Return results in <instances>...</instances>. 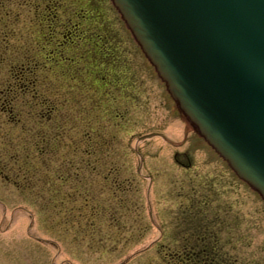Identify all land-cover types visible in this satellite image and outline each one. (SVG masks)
Listing matches in <instances>:
<instances>
[{"label": "rangeland", "instance_id": "374dc122", "mask_svg": "<svg viewBox=\"0 0 264 264\" xmlns=\"http://www.w3.org/2000/svg\"><path fill=\"white\" fill-rule=\"evenodd\" d=\"M56 124L80 149L104 134L102 170L55 169L61 140L23 150ZM188 241L215 264H264V202L184 120L109 0H0V264H178Z\"/></svg>", "mask_w": 264, "mask_h": 264}, {"label": "water", "instance_id": "95a60500", "mask_svg": "<svg viewBox=\"0 0 264 264\" xmlns=\"http://www.w3.org/2000/svg\"><path fill=\"white\" fill-rule=\"evenodd\" d=\"M160 2L166 27L155 0L127 8L147 53L191 126L264 198V36L251 26L264 28V0Z\"/></svg>", "mask_w": 264, "mask_h": 264}, {"label": "trees", "instance_id": "16d2710c", "mask_svg": "<svg viewBox=\"0 0 264 264\" xmlns=\"http://www.w3.org/2000/svg\"><path fill=\"white\" fill-rule=\"evenodd\" d=\"M33 64V63H32ZM31 65V63H27V64H22L19 69H27L29 66ZM34 65V64H33ZM16 83H11L9 85H6L5 86V90L3 91V93L5 92V94L8 92V90H11L16 87ZM49 110L51 111V113H53V116L54 117L55 115H57L58 113V110H57V107H54V106H51L49 107ZM42 116V112H39V115L38 117H41ZM51 119V118H50ZM38 120L36 119V122ZM40 121V120H39ZM44 124V123H43ZM67 124V122H66ZM69 125V124H68ZM53 130V132H47L48 129L44 128V126L41 125V127L39 128L40 131H37V134L35 133V136H38L37 138H31V140L29 139V144H23V150L25 149H29V148H32V149H37V152L39 154H43L45 151H44V144H47V141H50L52 140L54 142V144H60L59 141L61 140V143L64 142V134H68V130H71V127H69L68 129L66 128L65 125L63 124H56L55 127L51 128ZM29 131H34L33 128H31ZM85 142L83 143V145H86L89 143V140H92L91 137L89 136V132H86L85 135ZM105 136L104 134H102V137H101V141L97 142L99 145H95L92 146L90 144V147H86V148H79V146H76V147H72V144L67 141H65L62 145V147H65L68 152L67 155H65L64 157H62V161L59 162V164L56 165L55 169H58V168H65V170H76V169H80V170H88V171H92L93 169L95 170H102L101 167L102 165L101 164H104V161L102 160V156L99 155L101 153H109V146L107 141L105 140ZM42 144V145H40ZM92 146V147H91ZM97 146V147H96ZM21 150H16L14 151L15 153L13 154H8V159H12L11 156H13V158L16 160V153L17 152H20ZM55 153V152H54ZM80 154L82 155L81 158H79L78 160L76 159V155ZM97 153L98 156H93L92 154H95ZM55 155H59L58 153H55ZM68 156H72L71 158H69ZM78 156V155H77ZM85 158V159H84ZM14 160V161H15ZM18 160V159H17ZM45 158H43L42 156H39V158L37 159V161H33V160H29L30 164L28 165L29 168H33V169H39V167L41 168L43 165H44V162H45ZM24 161H28V159L24 160ZM101 161V162H100ZM17 162V161H15ZM100 162V163H99ZM98 163V164H97ZM115 166V165H114ZM113 166H108L107 168H104L106 169V171L108 172H111V170L113 169H116V166L114 168H112ZM56 171H54L53 173H48L49 175L53 176V174L55 173ZM19 174V173H17ZM24 174V173H23ZM23 174H19V176L21 175L22 176V180H21V185L23 187H28L26 183V181H29V178L28 176L26 177H23ZM47 174V175H48ZM58 176H60L59 174H57ZM63 176L66 178L67 177V174L65 172H63ZM64 177H62L64 179ZM28 178V179H27ZM62 183L65 182L64 180H61ZM111 186H119L120 187V182H115L110 184ZM58 191V190H57ZM70 196L69 193L65 192L64 194L61 195V200H60V203L63 205L67 202L68 200V197ZM58 198V197H57ZM51 199H53V197H51ZM71 201V200H70ZM84 201H87V199H84ZM71 213V215L73 214V211L70 210L69 211ZM189 245H191V248L190 251H192L191 249L193 248V244L192 243H189ZM186 249V252L185 254L181 255V260L178 264H185L187 262V257H190V261H192V255L191 252L189 251V249H187V247L185 248ZM183 252V251H182ZM194 262V261H193Z\"/></svg>", "mask_w": 264, "mask_h": 264}]
</instances>
